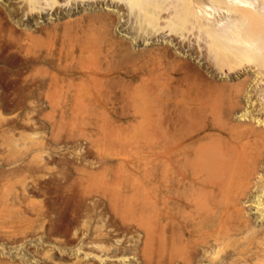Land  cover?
Masks as SVG:
<instances>
[{
    "label": "rangeland",
    "instance_id": "rangeland-1",
    "mask_svg": "<svg viewBox=\"0 0 264 264\" xmlns=\"http://www.w3.org/2000/svg\"><path fill=\"white\" fill-rule=\"evenodd\" d=\"M37 1L0 0V264H264V216L256 208L264 134L246 132L256 122L236 117L250 93L264 109L250 64L223 78L172 38L135 33V19L108 26L102 19L127 13L114 3ZM86 36L93 58L69 56ZM180 62H199L205 86L196 88L193 68L176 70ZM80 67L97 69L104 85L82 104L74 84L88 80ZM141 110L154 121L140 119ZM179 112L193 114L189 124L174 122ZM218 122L234 128L245 150L231 192L239 202H189L175 171L169 194L161 129L178 136L183 126L195 133L211 125L220 134ZM263 126L256 128L264 133Z\"/></svg>",
    "mask_w": 264,
    "mask_h": 264
},
{
    "label": "bare ground",
    "instance_id": "bare-ground-1",
    "mask_svg": "<svg viewBox=\"0 0 264 264\" xmlns=\"http://www.w3.org/2000/svg\"><path fill=\"white\" fill-rule=\"evenodd\" d=\"M89 1L91 0H88V2ZM95 1L111 2L114 3L121 10L127 11L126 13L127 15L122 12H121L122 14H120V11H118V15H120V17L118 16V18H116L115 16L114 18L107 20H104L106 17L102 19L107 23L108 26L115 25L117 21L116 19H118L119 21H122L124 19L123 21H126L125 18H127V16L129 17L130 21L134 22L133 19H135L136 25L130 27L134 29L135 33L139 34L140 36L146 35V37L150 36L151 34L157 35L159 37L165 36L168 37L169 41L172 38L173 41H177L175 45H178L179 46L178 48L183 47L184 49H186L187 52H191V54L194 55L196 59L204 60L206 64V68L207 70H210L208 71L210 73L217 72L221 74V77L227 78L228 74L224 73V71L240 68V66H242L244 62L249 63L252 69V71L251 69H249V71L251 73H254L252 79V87L254 89L252 90L251 88V90L256 91L257 89L258 91L259 88H262L261 89L262 92L264 91V1L262 0H95ZM36 3H38L37 0ZM94 17L96 18L97 16ZM99 17L101 18V16ZM86 37L85 39L88 40L89 35L87 38ZM142 37L144 38V36ZM146 37L145 40L148 39ZM85 39L81 41L79 44H77L75 47H73L75 45L73 43L74 45L73 46L71 45L73 49L71 47L70 48L72 50L68 48L71 51L67 54L71 57H79L80 59L90 56H92L93 58L94 56L93 53L95 52L92 48L94 47L95 44L93 45L94 42L89 41L91 39V36L88 41H86ZM172 44L170 42L169 45L172 46ZM99 45L100 44H98V46ZM159 51H158L159 54H162V52H164L161 51L160 49ZM158 52L155 51V54ZM196 65H199V62ZM196 65L190 68H193L192 70H194V72H196L195 74H197L198 78L195 82V85L196 88L198 87L200 89L204 85L203 82L204 80L203 78H201L203 77L202 72L199 70L198 66ZM190 68L188 65L180 62L179 64H177L175 69L178 71H183L188 74L190 73L189 70ZM173 69L174 66L172 70ZM76 73L79 74V76H82V78H86L88 80V82H84L82 80L84 84H82L83 82L80 81L79 82L81 84L80 83L79 84L77 83L78 85L74 84L76 85L75 89L76 92L78 93L77 96L80 102L82 101L80 98L83 97L85 98L87 97V95L89 97L90 96L89 94H91V92L101 90V88L104 86L103 82H100L98 80L99 74L97 69L91 70L90 67L88 69H85L84 67H80V69H78ZM222 74H225V76H222ZM71 86L70 87L74 89L75 86L73 85ZM204 91L206 92L207 90ZM208 91H210V89H208ZM256 94L257 93H255L254 95L253 93L248 94V96L246 97L247 98L246 106L240 112L238 111V113H236V117L239 119V121L251 122L253 120L254 122H256L255 124L251 122L254 125L248 126L247 131L246 130L245 131L249 132L250 134L262 135L264 134L263 131L261 132L257 130L256 127L257 126L259 127V125H261L262 127V125H264V118L260 117L261 113L264 114L263 112L264 109L261 108L262 106L260 107L261 103L259 102L263 98H260L261 96L257 97ZM190 99L192 100V98ZM206 102L205 104L209 103L208 105L210 106V101L208 103ZM77 103L78 102L75 100L73 106L74 104ZM258 103L260 108H257ZM81 104L80 106L82 107ZM198 106H201V103ZM77 107L78 106L76 105V108ZM214 107H216L215 104ZM217 107L219 106L217 105ZM72 108H75V106ZM204 109L203 110L197 109L198 110L197 112H199L198 116L199 117L202 116L200 118H203V115H206L205 114L206 110L205 113L200 114L201 111H204ZM215 109H212L211 111L213 110L215 111ZM74 111L77 112L79 110L74 109ZM216 111L215 114L217 115ZM197 112L195 111V116H197L196 115ZM136 115H138V117L142 120L146 118L149 120L150 119L153 120L152 114L146 113V111L142 112L141 110V112ZM219 115L221 116V113H219ZM198 116L195 117L197 118V120L199 118ZM105 117L107 118V116ZM192 117L193 114L191 112L190 113L179 112L176 121L174 122L175 123L176 122L179 123V121L186 122L187 119L190 120L192 119ZM214 119H216V121H219V119H217L216 117H214ZM204 121L205 120H203V122ZM218 123L220 125L216 124L217 126H220V128L223 127L225 129L223 133L214 134L213 127H211V125H206L204 127L202 126L201 130L195 133L192 132V129L190 132L188 131L190 130L189 128H191L190 127L191 124L188 125L189 128L186 125L187 130L185 126H183L184 130L181 129L182 133L179 132L180 134L178 136L171 135L170 133H168V131H166V133H163L162 131L163 128L161 129V136H163L162 135L163 133L164 137L160 136V140L162 138L163 139L159 143V152L162 153L161 155L163 158V162H162L163 173H165L164 176L165 186L167 192L168 193L170 192L169 194H172L171 193L172 190L170 188L171 180L173 179L171 176L172 174L171 171H175L176 173H180V176L178 175L179 176L178 180H175L176 183H178L179 186L184 185L189 188L188 189L189 202H192L194 204L199 203V205L201 204V202L205 204L204 201L205 202L207 201V203L205 204L207 205L208 201L210 200L212 202L215 201V203H217V200L218 202L219 200L221 201L223 200L222 201L223 203L225 201L231 203L232 201L233 204H235L234 202L237 201L239 202L240 197L234 194L236 192H233L234 195H232L231 192L232 189L235 188V186H237V184L234 186V182L236 183V181H238V178L241 177L240 175L241 170L239 171V166H241L240 168H242V160L245 158L244 157L245 154H243L242 152L245 150H243L242 146H241L242 151L237 149V147L239 146H236L238 140L235 133H233L235 131L234 128L230 127L228 123L227 124L229 125V128L223 125V123L220 122ZM185 124L186 123H184V125ZM152 148L154 147H150L149 149L150 152H153ZM242 157L244 158L242 159ZM183 170H189L190 177L189 175L186 177H182ZM258 174L261 175V173ZM263 175L257 179L264 180ZM242 179H240V181ZM250 182L251 180L249 181V183ZM242 185L243 184H241V186ZM241 191L239 192V194L241 193ZM256 199H257L256 208L259 211V213H261L263 218L264 191L261 192V194H259V196H257ZM233 204L232 206H234ZM226 205L229 206L230 204L229 205L226 204ZM236 207L237 209L239 208V206ZM240 209L241 208H239V210ZM226 215H229V213ZM224 222L225 221H223V223Z\"/></svg>",
    "mask_w": 264,
    "mask_h": 264
}]
</instances>
